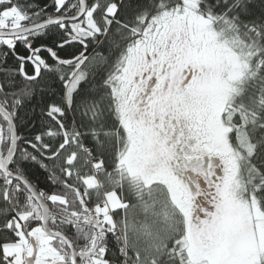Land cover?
<instances>
[{
	"label": "snow or ice",
	"instance_id": "snow-or-ice-1",
	"mask_svg": "<svg viewBox=\"0 0 264 264\" xmlns=\"http://www.w3.org/2000/svg\"><path fill=\"white\" fill-rule=\"evenodd\" d=\"M0 264H264V0H0Z\"/></svg>",
	"mask_w": 264,
	"mask_h": 264
},
{
	"label": "trees",
	"instance_id": "trees-1",
	"mask_svg": "<svg viewBox=\"0 0 264 264\" xmlns=\"http://www.w3.org/2000/svg\"><path fill=\"white\" fill-rule=\"evenodd\" d=\"M24 132V129L23 128H21V133H23Z\"/></svg>",
	"mask_w": 264,
	"mask_h": 264
}]
</instances>
